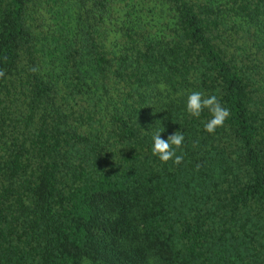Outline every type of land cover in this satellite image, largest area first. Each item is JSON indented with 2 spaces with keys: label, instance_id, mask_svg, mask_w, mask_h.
<instances>
[{
  "label": "trees",
  "instance_id": "16d2710c",
  "mask_svg": "<svg viewBox=\"0 0 264 264\" xmlns=\"http://www.w3.org/2000/svg\"><path fill=\"white\" fill-rule=\"evenodd\" d=\"M0 71V264H264V0H0Z\"/></svg>",
  "mask_w": 264,
  "mask_h": 264
},
{
  "label": "clouds",
  "instance_id": "9594fccd",
  "mask_svg": "<svg viewBox=\"0 0 264 264\" xmlns=\"http://www.w3.org/2000/svg\"><path fill=\"white\" fill-rule=\"evenodd\" d=\"M36 71L35 68L32 69ZM4 73L0 71V77ZM164 85H161L163 89ZM207 109L211 114V119L208 120L205 125V131L215 134L217 128L224 126L225 121L230 116V110L224 107L216 95H210L205 97L203 93L199 91L191 92L186 101V110L191 117L199 118L202 112ZM160 131H156L153 134V147L152 154L157 156L162 162L167 163L172 160L176 165H180L183 162V155H177V149H180L184 142V135L178 131L170 134L167 139L162 138ZM199 167V165L197 166Z\"/></svg>",
  "mask_w": 264,
  "mask_h": 264
}]
</instances>
